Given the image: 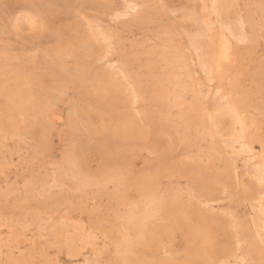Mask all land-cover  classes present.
I'll use <instances>...</instances> for the list:
<instances>
[{
    "label": "rangeland",
    "instance_id": "obj_1",
    "mask_svg": "<svg viewBox=\"0 0 264 264\" xmlns=\"http://www.w3.org/2000/svg\"><path fill=\"white\" fill-rule=\"evenodd\" d=\"M0 264H264V0H0Z\"/></svg>",
    "mask_w": 264,
    "mask_h": 264
},
{
    "label": "bare ground",
    "instance_id": "obj_2",
    "mask_svg": "<svg viewBox=\"0 0 264 264\" xmlns=\"http://www.w3.org/2000/svg\"><path fill=\"white\" fill-rule=\"evenodd\" d=\"M229 47H230V49H231V46H229V43L226 41V40H222L221 41V43H220V51H221V59L223 58V59H226L225 57H226V55H227V52H228V49H229ZM208 48V47H207ZM213 51H214V49H213ZM230 52V51H229ZM228 52V53H229ZM227 57H229L228 55H227ZM222 59V60H223ZM228 59V58H227ZM221 65V64H220ZM232 66V65H231ZM222 68V67H221ZM235 80V79H234Z\"/></svg>",
    "mask_w": 264,
    "mask_h": 264
}]
</instances>
